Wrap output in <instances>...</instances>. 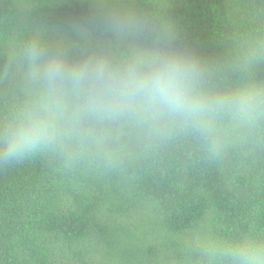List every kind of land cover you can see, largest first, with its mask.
Wrapping results in <instances>:
<instances>
[{
  "label": "trees",
  "instance_id": "1",
  "mask_svg": "<svg viewBox=\"0 0 264 264\" xmlns=\"http://www.w3.org/2000/svg\"><path fill=\"white\" fill-rule=\"evenodd\" d=\"M105 4L147 22L145 46L194 59L205 93L264 86V0H0V143L31 98L22 50L76 40ZM244 240L264 242V117L0 158V264H231L222 248Z\"/></svg>",
  "mask_w": 264,
  "mask_h": 264
},
{
  "label": "clouds",
  "instance_id": "2",
  "mask_svg": "<svg viewBox=\"0 0 264 264\" xmlns=\"http://www.w3.org/2000/svg\"><path fill=\"white\" fill-rule=\"evenodd\" d=\"M146 26L133 10L105 4L89 21L72 25L76 40H58L49 51L47 41L33 38L20 54L31 98L7 126L0 158L102 146L113 126L151 137L181 123L212 138L264 117V86L205 93L194 59L140 42ZM97 31L105 40L93 44ZM221 254L231 264H264V242L229 244Z\"/></svg>",
  "mask_w": 264,
  "mask_h": 264
}]
</instances>
